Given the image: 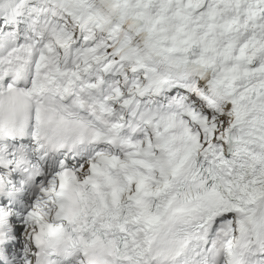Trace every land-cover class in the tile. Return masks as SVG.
<instances>
[{
  "label": "snow or ice",
  "instance_id": "6c2138e0",
  "mask_svg": "<svg viewBox=\"0 0 264 264\" xmlns=\"http://www.w3.org/2000/svg\"><path fill=\"white\" fill-rule=\"evenodd\" d=\"M0 264H264V0H0Z\"/></svg>",
  "mask_w": 264,
  "mask_h": 264
}]
</instances>
